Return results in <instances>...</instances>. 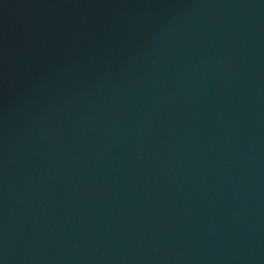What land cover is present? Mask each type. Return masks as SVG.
<instances>
[{
	"label": "water",
	"instance_id": "95a60500",
	"mask_svg": "<svg viewBox=\"0 0 264 264\" xmlns=\"http://www.w3.org/2000/svg\"><path fill=\"white\" fill-rule=\"evenodd\" d=\"M0 250L264 264V0H0Z\"/></svg>",
	"mask_w": 264,
	"mask_h": 264
}]
</instances>
